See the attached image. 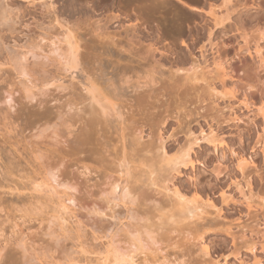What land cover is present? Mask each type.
I'll return each mask as SVG.
<instances>
[{
    "label": "rangeland",
    "instance_id": "1",
    "mask_svg": "<svg viewBox=\"0 0 264 264\" xmlns=\"http://www.w3.org/2000/svg\"><path fill=\"white\" fill-rule=\"evenodd\" d=\"M262 33L264 0H0V264H264ZM163 144L194 164L151 186Z\"/></svg>",
    "mask_w": 264,
    "mask_h": 264
},
{
    "label": "bare ground",
    "instance_id": "2",
    "mask_svg": "<svg viewBox=\"0 0 264 264\" xmlns=\"http://www.w3.org/2000/svg\"><path fill=\"white\" fill-rule=\"evenodd\" d=\"M226 6V5H225ZM192 9H194V10H198V11H200L197 7H191ZM227 10V9H226ZM212 13H210L211 14V16H212V20H213V22H214V27L217 29H219V28H225L226 26H225V22L227 21V20H229V16L226 14V16H220L219 15V13H218V11H216V10H212L211 11ZM228 12V11H227ZM228 16V17H227ZM112 20V19H111ZM114 20V19H113ZM116 20V19H115ZM238 30H240V29H238ZM78 35V34H77ZM77 35H75L74 36V42L73 43H71V39H69V46H70V48H69V50H70V62L73 64L72 66H74L75 67V64H77L78 62V60H79V56H78V52H79V49H80V39H79V36H77ZM258 35H260L259 37H260V39L258 38V40L259 41H264V33H262V34H258ZM97 37L100 39V41H111V44H112V46H114V47H118V45L114 42L115 41V37L116 36H111V35H105V34H98L97 35ZM253 38V37H252ZM72 40H73V38H72ZM251 40V39H250ZM257 40V41H258ZM262 49H261V47H260V45L257 43V45H256V48H255V53H256V56L258 57V60H259V63L261 64V67L262 68H264V54L262 53V51H261ZM247 51L250 53V48H248L247 49ZM112 55V54H111ZM110 55V56H111ZM250 55H251V53H250ZM112 58V57H111ZM119 62H121V60L120 59H117V63H119ZM216 67H217V71H218V73H219V75H218V77L219 76H221L220 78H222L223 77V82L225 81V79L226 78H231L232 80H233V76L231 75V77H230V74L228 73V68H226L225 66H224V64L222 63V62H215V64H214ZM194 67V66H193ZM196 67V66H195ZM197 68H198V66H197ZM197 68H195V71L197 72V70L199 69H197ZM192 69V68H191ZM210 69V68H209ZM194 70V69H193ZM233 71V70H232ZM221 72V73H220ZM208 73L209 74H213V71H211V69L208 71ZM221 74V75H220ZM229 74V75H228ZM127 77V75L124 73V75H122V78H126ZM126 79H130L129 77L128 78H126ZM128 81V80H127ZM89 83H90V88H89V93L91 94V97H92V100H94L96 103H98V104H100V105H102V107H103V105L105 104V105H109L108 107H116V106H119V108L121 109H125L126 108V106L125 105H123L122 103H120V99H122L120 96L118 97V95L116 96V95H110L108 92H106L105 91V89L103 88V86H101L98 82H96V81H92V80H90L89 81ZM114 83V82H113ZM225 83H227V82H225ZM224 84V83H223ZM225 86H227L226 84H225ZM235 87V86H234ZM252 87V86H251ZM223 88H225V90L227 89V91H234L235 89H233V90H231L230 88H229V90H228V88H226V87H224L223 86ZM210 91L211 92H214V94H216V96H217V94L219 95V93H218V90H217V88L215 87V85H213L212 84V86H211V88H210ZM227 91L225 92V95H227V94H232V92L231 93H227ZM227 93V94H226ZM104 105V106H105ZM261 109V113H263V116H264V106L262 107V108H260ZM102 110H103V112H104V110H105V107L104 108H102ZM94 121V122H93ZM91 123L92 124H95L96 123V125H98L99 124V121H98V123H97V121H96V119H94ZM101 124V123H100ZM99 124V125H100ZM205 134V133H204ZM208 134H210V133H208ZM214 135L215 133H213V132H211V134L210 135ZM203 135V134H202ZM208 136V138H209V135H207ZM205 137V136H204ZM212 136H210V138H211ZM135 138H137V139H135L134 141H135V143H136V141L137 142H139V140L141 139V138H139L138 139V137H135ZM213 138H214V136H213ZM123 140H124V142H125V140H127L126 139V137H125V135L123 136ZM133 141V140H132ZM133 141V142H134ZM208 141V140H207ZM209 141H210V139H209ZM127 142V141H126ZM214 142V141H213ZM213 142H210V143H213ZM195 143V142H194ZM198 143V142H197ZM215 143V142H214ZM136 144H138V145H140V143H136ZM192 144V143H191ZM196 145V144H195ZM192 147L193 146H189V149H186V150H184L183 148H182V152H180V153H182L181 154V156H176V157H173V158H170L169 157V154H168V152L165 150V147H164V144L163 145H161L160 146V148L158 149V150H160V151H162V155H159V158H157L158 160H157V163H155V164H151L150 166H149V172H148V174H149V179H150V183L149 184H151V186L153 185H156V183H157V181L155 180V178L153 177L154 175H157V174H155V173H157L159 170L160 171H166V172H168L169 174H170V172H172V171H178V170H180V166H185V165H188V164H191L192 166H193V164H194V162L192 161V159H191V151H192ZM126 151H127V145H125V146H123V153H124V156H123V159H124V162H126L127 163V157H126ZM142 151V150H141ZM140 152V151H139ZM157 157H158V155H156ZM153 159V158H152ZM124 162H122L123 164H125L126 165V163H124ZM244 164H246V165H248V161H246V160H242L241 162L239 161V170L240 171H242V173L244 174V169H245V167H246V165H244ZM250 164V163H249ZM245 166V167H244ZM85 169H88V167L87 166H83ZM148 167V166H147ZM156 168H158L157 170H156ZM156 181V182H155ZM236 183V182H235ZM238 184V183H237ZM249 185V184H248ZM165 188H164V191H165V195L167 196V198H169L170 199V201H172L170 204H172L171 206H180L181 204V207L183 206V213H185V215L187 214H189L188 215V218L189 219H195V218H197V219H203V217H205L206 215H207V213H206V210H205V208H199V207H190V205H189V203H187V201L184 199V197H182L180 194H179V192H178V190H173V187L171 188V187H169V186H167V184H166V186H164ZM247 187V186H246ZM240 188V187H239ZM249 188V187H248ZM174 189H176V188H174ZM245 189V188H244ZM247 189V188H246ZM239 190V189H238ZM241 192V191H240ZM242 195V194H241ZM243 196H244V194H243ZM244 198H247L248 199V196L247 197H244ZM173 199H174V201H173ZM247 199H245V201H249V200H247ZM250 202V201H249ZM249 202H247V203H249ZM169 204V203H168ZM250 204V203H249ZM251 204H252V202H251ZM256 204V203H255ZM170 206V205H169ZM249 206V205H248ZM259 206V205H258ZM202 207H205V206H202ZM250 207V206H249ZM251 207H252V205H251ZM250 207V208H251ZM260 207H262V209H263V212H264V204L262 205V206H260ZM259 207V208H260ZM257 208V207H256ZM256 208H254V210L256 209ZM251 210V209H250ZM253 210V209H252ZM182 213V214H183ZM186 215V216H187ZM184 216V215H183ZM186 218V217H185ZM187 218V219H188ZM184 219V218H183ZM135 241H141V240H138V239H136ZM200 245V244H199ZM201 248H202V251L204 252V254H205V256H209L210 254V252H209V250H208V247L207 246H205V245H201ZM112 259H113V263H111V264H126V263H128V261L127 260H125L124 259V255H122V254H119V253H116V252H114L113 253V255H112ZM125 261H127V262H125ZM106 264H110V263H106ZM129 264V263H128ZM215 264H220L219 262H216Z\"/></svg>",
    "mask_w": 264,
    "mask_h": 264
}]
</instances>
